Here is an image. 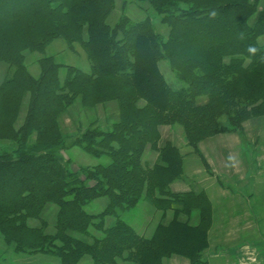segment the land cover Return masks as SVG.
I'll list each match as a JSON object with an SVG mask.
<instances>
[{"label":"trees","instance_id":"16d2710c","mask_svg":"<svg viewBox=\"0 0 264 264\" xmlns=\"http://www.w3.org/2000/svg\"><path fill=\"white\" fill-rule=\"evenodd\" d=\"M141 1L161 16L166 35L149 15L125 14L110 24L115 0H0V63L9 68L0 81V140L14 145L0 155V231L17 251L53 253L60 264H79L86 255L94 264H163L171 255L209 264L203 252L212 204L204 190H172L184 154L171 141L161 144L160 129L181 125L186 142L198 149L206 138L264 117V0ZM59 37L85 50L90 70L44 55L40 75H33L25 51L45 54ZM163 60L180 87L168 81ZM77 101L84 108L118 104L110 129L89 125L72 142L94 157L108 156L106 164L73 170L61 154L63 116ZM148 149L158 153L152 165L144 158ZM101 197L109 199L105 209L88 212L86 205ZM144 197L163 215L173 213L150 236L118 214ZM48 204L58 207L53 233L42 218ZM110 215L116 221L106 227ZM185 215L197 216L198 224L182 220ZM91 226L103 235L92 241L74 235Z\"/></svg>","mask_w":264,"mask_h":264},{"label":"rangeland","instance_id":"374dc122","mask_svg":"<svg viewBox=\"0 0 264 264\" xmlns=\"http://www.w3.org/2000/svg\"><path fill=\"white\" fill-rule=\"evenodd\" d=\"M33 4V3H31ZM11 9L14 8L10 7ZM129 15L132 20L150 16L157 29L163 34L168 33L167 26L161 23L159 16L148 4L141 0H115V9L108 22L115 24L123 15ZM264 43V36L260 38ZM41 51H25L28 70L39 76L41 69L39 59L44 55L54 56L57 62L72 64L85 71L91 68L85 50L79 45L70 46L63 37L49 43ZM160 66L168 81L176 88L182 82L171 70L168 62L163 60ZM8 64L0 63V81L8 74ZM28 97L25 98L19 122L26 116ZM118 119V104L111 101L98 104L93 108H84L77 101L63 116V130L66 134V148L61 151L67 164L77 170L79 166H94L109 162L108 156L94 157L80 146H72L78 131L87 126H100L110 129ZM226 117L221 118L225 124ZM161 144L171 141L184 154V172L171 188L174 192L204 190L210 199L213 211V223L209 230L210 245L203 252V257L209 264H222V258H231L228 264H257L258 247L264 248V117L258 116L247 120L243 130L226 131L202 140L198 149L190 146L184 137L183 128L179 124L161 127ZM35 136L32 137V140ZM11 140H0V155L13 150ZM145 160L150 165L158 158V153L148 149ZM71 161V162H70ZM108 197L98 198L86 205V210L97 214L108 205ZM58 207L48 204L42 218L49 223L47 232L55 231L56 213ZM119 217L132 225L135 230L145 236H150L158 226L159 221L169 222L173 213H164L156 208L149 199L144 197L131 209L119 210ZM188 215L182 217L186 219ZM197 216L188 220L198 224ZM116 221V216L106 217V227ZM31 224H39V219H31ZM103 231L91 226L88 234L74 232V235L92 241L101 237ZM238 258V259H237ZM220 260V261H219ZM219 261V263L217 262ZM120 264H137L133 261L119 260ZM0 264H60V259L53 253H27L17 251L15 244L8 243L0 231ZM79 264H94L89 255L83 257ZM163 264H190L189 259L171 255L164 257Z\"/></svg>","mask_w":264,"mask_h":264},{"label":"crops","instance_id":"0c3cea01","mask_svg":"<svg viewBox=\"0 0 264 264\" xmlns=\"http://www.w3.org/2000/svg\"><path fill=\"white\" fill-rule=\"evenodd\" d=\"M257 249H258V252H257V253H258V257L255 258L256 261L258 262L257 264H264V248H260V247H258ZM227 259H228V263H229L231 258L227 257ZM237 259H238V258H237ZM219 261H220V260H219ZM219 261H217V262L219 263ZM220 263H222V264H226V262H225V257L222 258V262H220ZM228 263H227V264H228Z\"/></svg>","mask_w":264,"mask_h":264},{"label":"clouds","instance_id":"9594fccd","mask_svg":"<svg viewBox=\"0 0 264 264\" xmlns=\"http://www.w3.org/2000/svg\"><path fill=\"white\" fill-rule=\"evenodd\" d=\"M249 51L255 53V49L254 48H250Z\"/></svg>","mask_w":264,"mask_h":264}]
</instances>
